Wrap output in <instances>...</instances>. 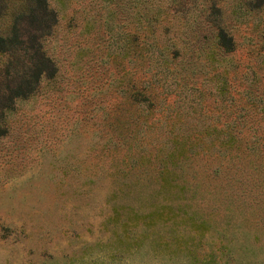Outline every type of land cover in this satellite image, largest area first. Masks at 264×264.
<instances>
[{"label": "rangeland", "instance_id": "obj_1", "mask_svg": "<svg viewBox=\"0 0 264 264\" xmlns=\"http://www.w3.org/2000/svg\"><path fill=\"white\" fill-rule=\"evenodd\" d=\"M23 1L0 0V25ZM142 1L47 0L55 22L43 48L55 72L0 121V264H264L263 157L218 156L200 132L224 120L219 81L259 91L246 86L264 58L252 52L257 22L244 17L264 0H147L165 30L154 44L177 47L169 55L126 47ZM211 12L236 41L222 61L232 75L208 59L201 18ZM19 25L40 26L27 15ZM127 82H151L155 97L127 102ZM175 137L189 147L171 161ZM161 163L178 187L159 185Z\"/></svg>", "mask_w": 264, "mask_h": 264}, {"label": "trees", "instance_id": "obj_2", "mask_svg": "<svg viewBox=\"0 0 264 264\" xmlns=\"http://www.w3.org/2000/svg\"><path fill=\"white\" fill-rule=\"evenodd\" d=\"M146 1L140 2L139 27L137 30L128 29L125 33L126 47L130 49L131 44H137L139 49H142L141 45L146 44L149 48L146 52L149 51V55H153L157 50L165 51L166 54L168 51L176 50L177 47L174 45L164 44L158 47L154 44L158 35L160 33L164 34L165 30L156 29V16L148 13V7L151 3ZM171 1L177 2L178 0ZM263 8L264 2L262 5L260 4L259 11L248 12L247 17H244L245 20H256L257 22L256 35H250L256 38L251 45L252 52L255 51L257 60L264 58V53L257 51L260 48L255 49L261 46L264 48ZM9 14L7 24L5 26L0 25V121L4 110L12 107L16 97H24L30 94L35 90L42 77L52 76L55 72L54 62L43 48V38L51 32L55 22L54 10L49 7L47 0H24L17 7H13ZM23 15H27L33 23H38L40 26L27 28L19 25V19ZM165 20L169 21L170 19L164 18L161 22H165ZM201 20L210 27L212 38L210 50L215 51L214 54L207 55L208 59L215 56V59L220 61L223 67L220 70V75H232L226 72L225 64L222 61L229 60L231 62L226 56L231 57L233 55L236 41L228 30L224 17L219 12H216V14L211 12L203 16ZM178 38L183 37L179 35ZM146 52L143 54L144 57ZM138 55L141 60L143 56L140 50ZM170 64L171 60L166 59L163 65L168 68ZM250 66L252 67L251 72L256 75L249 76L250 80L246 83V86L257 88L259 91H255L254 95L251 96L252 92L250 90L237 87L229 79L224 78L219 81L215 87L216 93L223 94L226 99L228 98V103L225 105L227 110L224 109V120L220 125H206L201 128L200 132L207 136L212 134L211 136L217 140L216 155L227 156L228 158L263 157L261 164L264 169V75L262 72L259 75L255 71L252 62ZM245 76L248 77V75ZM127 84L124 97L129 103H133L136 98H139L145 106L148 105L150 99L155 97L153 87L150 85L151 82L142 84L140 88H136L128 82ZM246 95H249V98L244 97ZM246 100L251 103L245 105ZM258 103H261V105L257 106ZM231 104L235 107L233 110L229 107ZM228 116L231 119H225ZM177 141L178 139L175 137L172 143L174 145H171V149L167 153L171 161L176 157L175 155L182 154L189 147V145H185L183 140ZM172 171V168L167 166L166 163L159 165L156 172L157 181L163 188L178 187L179 184L174 180V176L169 174ZM169 203L171 202L165 203L163 206H172ZM158 211L159 208L155 209L154 212Z\"/></svg>", "mask_w": 264, "mask_h": 264}]
</instances>
